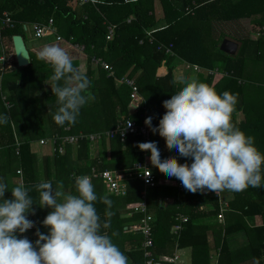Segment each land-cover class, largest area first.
I'll list each match as a JSON object with an SVG mask.
<instances>
[{
	"label": "trees",
	"instance_id": "trees-1",
	"mask_svg": "<svg viewBox=\"0 0 264 264\" xmlns=\"http://www.w3.org/2000/svg\"><path fill=\"white\" fill-rule=\"evenodd\" d=\"M159 3L165 25L151 33L150 42L145 30L157 22L154 0H97L95 3H79L78 0H0V15L3 11L8 12L13 22L12 26L0 25L1 36L10 39L12 35L22 33L23 28L46 24L52 18L56 32L64 40L84 45L88 64L92 56H101L114 70V76H108L107 71L98 66L96 77L94 71L88 68L85 74L91 82L89 91L94 99L80 110L74 125L65 124L70 126L67 130L63 129L65 125L58 126L53 120L58 108L57 97L51 88L54 84L51 80L53 68L44 73L36 65V62L43 61L30 55L32 60L26 66L1 69L0 116L6 115L9 122L2 124L0 129H10L12 120L18 130L28 126L29 130L37 127L42 131L33 95L38 89L45 90L43 97L49 105L55 104V109L47 115V123L54 132L51 137L55 151L54 173L51 174L50 158L47 157L43 166L45 175L43 180L39 179L36 155L31 152L28 142L20 145L17 154L12 146L3 149L5 168L10 167L13 160L16 162L11 174L21 176L22 183L31 189L29 194L34 201L39 199V194L33 186L41 181H51L54 187L62 183L64 190L68 188L65 191L78 194L73 174L89 176L98 197L94 206L101 223L110 220V227L102 228L101 232H107L112 242L128 257L129 264H142L145 259L141 248L143 235L139 229H133L143 217L142 212L133 209L141 201H145L146 212H152L148 213L153 223V245L149 248L153 255L164 252L168 247L172 252L177 242L180 247H191L190 264H212L207 236V232L212 231L215 248L219 247L214 264H264V186L230 192V198H225V193L217 195L207 190L192 193L185 187L179 189L174 181L172 185L163 184L158 179L161 175L159 169L151 163L147 164L155 184H145L133 169L136 163H144L146 155L150 157L151 152L142 151L139 143L155 142L157 147L163 145L162 160L175 157L192 163L193 158L183 157L177 150L169 149L158 132L151 134L148 140L135 133L121 135L116 132L111 135L105 132L113 129L119 121L131 117L128 111L130 87L116 84L123 74L134 78L139 93L145 98L135 110V117H140V114L145 119L152 117V124L159 126L167 111L163 102L183 87L181 84L174 85L172 80L176 62L184 61L210 69L218 67L222 71L223 75H198L194 79L214 87L218 93L229 91L238 96L233 122L246 135L254 137L255 146L264 153V85L253 82L251 72L248 74L245 70L248 62L264 66V0H159ZM254 16L259 18L254 19L255 25L251 30L255 33L262 31L263 35L257 39L250 34L241 37L238 50L233 55L220 50L223 38L218 37L220 33H217L216 23L251 20ZM127 18L130 20L126 21ZM106 23L116 25L110 40L105 39ZM160 44L169 47L172 53L158 49ZM45 79L50 80L47 87L44 86ZM3 96L8 98L11 107H4ZM239 112L243 115L241 119L237 117ZM91 132L96 133L92 143L88 138ZM71 134L78 135L76 144L64 141V137ZM61 145H64L63 153L58 150ZM94 149L95 156L90 157V151ZM16 169L21 171L16 173ZM92 169L94 172L107 169L119 173L125 187L118 193L110 191L99 177L93 178ZM105 196L112 202L111 207L101 202L100 198ZM165 197H170L171 203L161 205L160 200ZM5 198H12L11 191L5 193ZM33 208L35 214L30 213L27 217L34 222L30 237L38 239L37 229L43 234L50 231L43 221L52 209L41 208L38 202ZM107 212L112 215L108 217ZM179 214L185 215L187 220L181 223L183 228L175 233L172 227L178 222ZM255 215L261 217L262 223L249 225L246 218ZM239 232L243 233L246 241L231 248L228 237ZM18 238H21L19 233Z\"/></svg>",
	"mask_w": 264,
	"mask_h": 264
},
{
	"label": "clouds",
	"instance_id": "clouds-1",
	"mask_svg": "<svg viewBox=\"0 0 264 264\" xmlns=\"http://www.w3.org/2000/svg\"><path fill=\"white\" fill-rule=\"evenodd\" d=\"M37 58L54 69L51 88L58 105L54 122L61 127L66 123L74 125L80 110L94 99L89 91L90 80L58 45L44 46ZM172 83L183 87L163 102L167 111L158 128L153 127L152 117L146 118L145 124L165 139L169 149L193 158V162L180 164L175 157L162 160L155 142L139 143L142 151L151 152V164L168 177L179 179L192 193L207 190L219 195L264 186V153L255 146L254 137L246 135L232 119L238 96L229 91L218 93L195 79L174 77ZM8 122L6 115L0 116V124ZM131 127L129 120L125 129ZM150 175L148 170L145 176ZM73 177L78 194L65 191L62 183L54 187L51 181H41L33 186L39 194L37 201L23 183L11 188L12 198L6 199L8 184L0 178V264H128V257L107 232H101L110 227V220L101 223L90 177L75 173ZM100 200L111 207L108 197ZM37 202L52 211L43 221L49 233L37 229L34 245L27 237L18 238V233L34 227L27 217L35 214L33 205ZM106 215L110 217L112 213Z\"/></svg>",
	"mask_w": 264,
	"mask_h": 264
},
{
	"label": "crops",
	"instance_id": "crops-1",
	"mask_svg": "<svg viewBox=\"0 0 264 264\" xmlns=\"http://www.w3.org/2000/svg\"><path fill=\"white\" fill-rule=\"evenodd\" d=\"M83 3H86V2H83ZM154 9H155V14L157 16V22L152 28L145 30V33H146V31H151V33H152L154 30L160 29L162 26L165 25V21L162 18V9H161L159 0H154ZM5 13H8V12L3 11L0 15V25L1 26H3L1 22H2V18H3ZM252 18H255V17H252ZM128 19L129 18H127L126 21H128ZM109 24H112V23H106V33H107V26ZM113 25H115V24H113ZM115 28H116V25H115ZM114 31H115V29H114ZM21 32L22 33H20V35L23 37L30 55H33L37 58L39 51L44 46L55 44V45H58V46L64 48L70 54L72 60L74 61V66L81 67L85 73L88 71V68L90 67L92 69V71H94V76H95V74H96V77L98 76L97 75V68L99 65H97L93 61V56L91 57V63L88 64L87 56L84 53V50L79 49L76 46L78 44H72L70 41L64 40L63 37L60 36L56 32V28H55V31L47 32L45 35H43L41 37H36L34 35V30H33V27H31V26L28 28H23L21 30ZM57 35H59L61 38L58 39ZM261 35H263L262 31L260 32V34H257L254 32V35L251 37L253 39H257ZM81 45H83V44H81ZM237 50H238V48H237ZM31 60H32V58L30 56V62H31ZM182 62L183 61L176 62L177 67H176L175 73H174L176 78H180V77L185 78V77L191 76L190 79L185 78V79L190 81V80L196 78L198 75H202V77H205L207 75H223L221 73L222 71H220L218 69V67L210 69V68L202 67L200 65H199L200 67L205 68V69H210L213 72L210 73L208 71L197 72V71H193V70H190V71L184 70L185 73H183V75H181V72L183 71V69L180 67V65ZM192 64H194V63H192ZM36 65L44 73L46 71H48L50 68H53L51 64H48L44 61L42 63L36 62ZM254 65H255L254 62H248L246 64L245 70L247 72L255 71ZM258 65L261 66V63H256V66H258ZM17 67H21V66H18L16 63V58H15L11 38L9 39L7 36H1L0 35V70L1 69H7L8 70V69H13V68L16 69ZM100 68H102V67H100ZM186 73H188V74L186 75ZM122 76H127V75L123 74ZM1 79H2V75L0 74V84H1ZM251 80H252V77H251ZM49 81L50 80L45 79L44 80V86L47 87V84L49 83ZM239 81H243V80H239ZM255 83L257 84V82H255ZM116 84L117 85H123L124 83L120 81V78H118ZM37 91L38 92H34L33 95L37 101L36 102V104H37L36 113L38 116H40L42 131L37 127L29 130L30 128L28 126L27 127L29 129L27 127L23 126L22 129L19 128L20 130H18L16 128V125L14 124V122L12 120H10V127H11L10 129H8V128H6L5 130L2 128H1L2 130L0 129V175L2 173L3 176H1V178L3 179V182L8 184L9 191L11 190V188L22 183V178L19 174H18V176L17 175L13 176L11 174L12 169L15 168L14 165H16V162L14 160L12 162H10V167L7 166V168H5L6 156L4 155L5 153H4L3 149L5 150L6 148L12 146V147H14L15 153L17 154L20 145L22 143L28 142L30 145L31 152L36 155L35 157H36V163H37V175H40V177H41L39 179L43 180L42 176L45 175L44 170H43V166H45L44 163H45L47 157L50 158L51 174L54 173V164L53 163H54V152L55 151H54L53 143L51 142V137L54 135L53 134L54 132L51 130V128L49 127V125L47 123V115L50 114V112H52L53 109H55V104H53V106H51L45 101V97H43V95L45 93L44 89H38ZM140 95L142 96V100L145 101V98L142 95V93H140ZM1 98L4 102V107H6V108L11 107V104L7 102V99H8L7 97L3 96ZM128 111L134 120H136L137 122L140 121L141 117H138V116L135 117V111L130 106L129 100H128ZM36 125H37V123H36ZM152 125H155V124H152ZM0 126L2 127V124H0ZM155 126L158 127V125H155ZM65 127H68L67 130L70 129L69 125H65L63 127V129H65ZM77 133H79V132H77ZM91 133H93V132H91ZM41 141H43V142H41ZM158 150L162 154L165 151V147L163 145H160V146H158ZM93 156H95V149H94V151L93 150L90 151V157H93ZM146 163H148V164L151 163L150 157L148 155H146ZM4 168L7 171H5ZM17 170H20V169H16V173H17ZM160 173H161V175L158 176V179L159 180L161 179V182L163 181V184L172 185L173 181L175 182V179L173 177H171V179H167V177H168L167 175H165L162 172H160ZM93 178L98 179V177H93ZM101 183H103V182H101ZM104 188H105V190H107V188L105 186H104ZM67 189L68 188H65V190H67ZM228 193L230 194L229 191H227L225 193V195H224L225 198L226 197L230 198V196L227 195ZM224 196H223V198H224ZM225 198H224V200H225ZM160 202H161V205H166L168 203H171V199H170V197H165V198L161 199ZM149 213L152 214L151 211H149ZM246 222L249 225H259L262 223V219L259 215H255V216L246 218ZM30 236H31V230L30 229L25 233V235L21 234V238L27 237L35 245V241L37 239H34V238L32 239ZM207 236H208L209 244L211 245L210 246V258H212L211 263L214 264V261L216 260V257L218 256V253H219V247L215 248V241L213 238V232L212 231L207 232ZM245 241H246V239L243 236L242 232L234 233L228 237V242H229V245L231 248H236L238 246H241L242 244H244ZM168 249H169V247L166 248L164 252L159 253V254H155L154 256L160 257V256H164V255L177 254L179 256L178 264H190L191 263V247L190 246L180 247L177 245V242H176L175 248L172 252H170V250H168ZM128 264H129V261H128Z\"/></svg>",
	"mask_w": 264,
	"mask_h": 264
},
{
	"label": "built area",
	"instance_id": "built-area-1",
	"mask_svg": "<svg viewBox=\"0 0 264 264\" xmlns=\"http://www.w3.org/2000/svg\"><path fill=\"white\" fill-rule=\"evenodd\" d=\"M79 3H83V2H91V3H95L97 0H78ZM130 1H136V0H124V2H130ZM129 21V19H128ZM3 25H13L12 19L10 18V16L5 13L3 18H2V22ZM114 29H115V25L113 24H109L107 26V33L105 35V39L110 40L113 36L114 33ZM33 30H34V35L36 37H41L43 35H45L47 32H53L55 31V27L53 25V19L49 18L48 19V23L46 24H35L33 25ZM257 34H260V32H257ZM146 35L149 38V41H152V36H151V31H146ZM57 38L60 39L61 37L59 35H57ZM79 49L81 50H85V47L81 44L76 45ZM94 47V46H91ZM158 49H166V52L172 53L169 47H163L162 44L157 46ZM93 61L99 65L100 67H102L103 69H105L108 73L109 76H114V70L112 68V66L107 63L101 56H93ZM180 67L184 70H193V71H197V72H201V71H208V72H213L210 69H205L200 67L197 64H192L189 62H182ZM120 81L123 82L124 84H126L127 86L130 87V93H129V104L130 106L135 110L139 107L141 102H144L142 100V96L139 93V89L138 86L135 82V80L131 77L128 76H121L120 77ZM144 108V106H143ZM140 121H136L134 120L132 117H128L125 118L124 120H121L118 122V124L111 130H106L105 132L113 135L116 132H119L121 135H124L126 133H135L138 134L140 136H142L143 139H150L151 134H153V132L151 131V129L145 124V117L143 116V114H140ZM129 120H132V127L131 128H126L127 122ZM153 127H157L155 125H153ZM158 128V127H157ZM157 133V132H156ZM89 138L91 140L94 141V138L96 136V133H92L88 135ZM77 137L78 135H67L64 137V141H66L67 143L70 144H76L77 142ZM43 142V141H41ZM59 152L63 153L64 152V145L59 146ZM180 164H185L188 163L189 165L191 163L185 161L184 159H178ZM135 168L133 169V172L140 177L141 179H143L145 184H149V185H153L155 184L154 182V177H153V173L152 170L149 168L148 164L146 163V161L144 163H136ZM148 170H150L151 175L150 176H145V174H147ZM92 171L94 172V169H92ZM19 172V170L17 171ZM93 177H99L102 182L106 185V187L115 193L120 192L124 187L125 184L121 183V175L115 171H109L107 169L102 170L100 172H94L93 173ZM175 184L179 189H183V185L182 182L175 178ZM134 211L136 212H142L143 213V217H141L139 219V221L136 223V225L133 227V229H139V231L142 233L143 235V241L141 244V248L144 250V261L142 264H178V259L179 256L177 254H172V255H164V256H160V257H155L151 250L149 249L152 245H153V223L152 221V217L151 215L146 212L147 208H146V204L145 201H141L138 204L133 206ZM219 217H221V214H219ZM178 222L173 224V232L177 233L179 230H181L182 227V222H185L187 220V217L183 214H179V216L177 217Z\"/></svg>",
	"mask_w": 264,
	"mask_h": 264
},
{
	"label": "rangeland",
	"instance_id": "rangeland-1",
	"mask_svg": "<svg viewBox=\"0 0 264 264\" xmlns=\"http://www.w3.org/2000/svg\"><path fill=\"white\" fill-rule=\"evenodd\" d=\"M255 18H252L251 20L248 19H241L238 21H233V22H226V23H216V28H217V33L218 37L222 38H228L231 39L235 42H237L238 47L240 45L239 39L245 35H254V32L251 30L253 28V26L255 25V21L254 19H258L259 16H254ZM252 31V32H251ZM255 67V71H256V75H252V80L254 82H257V84H261L262 86L263 81H264V66H256V63L254 65ZM188 71V70H187ZM190 71V70H189ZM255 71H252L251 73L255 74ZM183 73H185L184 71L181 72V75H183ZM189 73V72H188ZM186 73V75L188 74ZM246 73L250 74L249 72L246 71ZM191 76L185 77L187 79H190ZM257 96V94H256ZM238 119H241L243 117V115L239 112L238 114ZM65 129H68V127H65ZM89 138V136H88ZM90 142L92 143L93 140H91L89 138ZM227 191H224V193H226ZM223 194V192H221ZM227 195L230 196V194L228 193ZM25 235V233H23Z\"/></svg>",
	"mask_w": 264,
	"mask_h": 264
},
{
	"label": "water",
	"instance_id": "water-1",
	"mask_svg": "<svg viewBox=\"0 0 264 264\" xmlns=\"http://www.w3.org/2000/svg\"><path fill=\"white\" fill-rule=\"evenodd\" d=\"M12 46L18 66H26L30 63V54L25 44L23 37L20 34H14L11 37ZM220 50L233 55L236 53L238 44L237 42L223 38L219 45Z\"/></svg>",
	"mask_w": 264,
	"mask_h": 264
}]
</instances>
